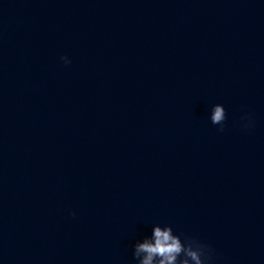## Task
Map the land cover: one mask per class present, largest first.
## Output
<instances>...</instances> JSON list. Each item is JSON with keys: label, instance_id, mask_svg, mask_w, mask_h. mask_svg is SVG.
Returning <instances> with one entry per match:
<instances>
[{"label": "clouds", "instance_id": "9594fccd", "mask_svg": "<svg viewBox=\"0 0 264 264\" xmlns=\"http://www.w3.org/2000/svg\"><path fill=\"white\" fill-rule=\"evenodd\" d=\"M61 59L65 64L71 62L66 56ZM225 119V109L216 106L211 115V122L220 125L219 130L223 131ZM141 253L144 256L139 264H154V260L156 264H206L211 259L210 248L195 238L185 237L182 240L179 235L173 233L171 226L155 227L152 240H145L135 246L134 257L139 258Z\"/></svg>", "mask_w": 264, "mask_h": 264}]
</instances>
